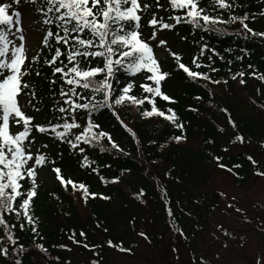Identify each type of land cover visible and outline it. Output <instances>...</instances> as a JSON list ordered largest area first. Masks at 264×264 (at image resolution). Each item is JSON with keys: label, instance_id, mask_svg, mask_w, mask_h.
I'll use <instances>...</instances> for the list:
<instances>
[{"label": "trees", "instance_id": "1", "mask_svg": "<svg viewBox=\"0 0 264 264\" xmlns=\"http://www.w3.org/2000/svg\"><path fill=\"white\" fill-rule=\"evenodd\" d=\"M10 2L0 0V3ZM141 3L151 5L146 12L139 13L142 38L151 45L150 37L157 29L165 32L166 37L174 35L172 44L181 50H171L166 62L159 61L161 70L169 74L161 82V91L170 100L144 92L140 86L135 87L134 95L138 99L149 97L154 100L155 106L166 116L171 115L168 112L171 109L176 119L173 121L155 114L144 116L143 113L152 108V104L145 100L142 105L131 103L122 108L104 107L90 113L84 109L77 110L75 117L78 123L86 126L91 121L99 126L93 132L107 134L99 142H76L74 136L82 128L71 130L66 139H57L50 132L33 131L32 135L38 141L37 152L47 157V162L37 172L44 167L51 172L53 168H59L61 175L75 182L76 187L62 184V188L56 185L51 189H36L29 208L34 224H28L22 214L17 216L15 211L8 213L0 209V218L11 229L8 232L0 225V248L8 249L7 255L0 254V264H16L17 260L20 264L84 262L72 258L74 252L80 257L86 256V264H93V261L96 264H113L109 260V251H121L123 248L126 251L121 252L131 253L136 249L137 243L132 241L134 233L150 239L149 233L148 236L145 232H138L144 226L154 231L150 236L153 248H167L169 244L164 237L168 233L181 239V232L184 235L195 226L198 228L207 223L219 205L213 193L192 194L210 181L214 170L230 172L238 186L249 181L251 162L255 161L256 173L264 172L257 168L256 161L264 152V79H261L264 77V37L247 33L238 22L218 23L211 28H195L183 21L176 23L173 17H183L184 10L172 9L169 0H159L162 7L156 6V0H141ZM31 4L41 12H47L44 0H36L35 3L22 0L12 10ZM199 4L208 14L223 20L232 15H248L250 19L246 23L249 28L264 32V15H261L264 13V0H234L231 11L219 9L212 0H199ZM153 14L174 27L161 29L149 26L148 20ZM54 15L48 13L47 19ZM49 29L55 31V25H47L44 34ZM49 43L53 49L43 46L36 55V63L32 58L26 61L30 68L23 80L31 85L36 98L33 100L30 95L21 94L26 100L25 113L34 117L35 124L44 126L49 122L62 123L61 114L56 109L68 107L63 105L59 95L61 86L65 89L68 86L59 79L60 74L52 76V69L43 63L59 46L52 38ZM172 53L179 55L180 63L208 79L189 77L179 68ZM194 59L201 65L199 68L193 64ZM37 71L42 74L37 76ZM148 75L151 73L130 76L123 70L116 72L112 79L115 90L112 95H119L122 85L134 77L142 84L151 85L152 81L145 79ZM51 80H56V83L51 84ZM78 91L95 95L96 100L103 99L102 94H92L83 89ZM28 100H32L35 108L27 104ZM240 103H244L253 115L239 112ZM178 136L183 137L179 142L175 139ZM237 136L243 137V141H237ZM108 137L118 148L111 146ZM67 140L78 146L73 148ZM250 145L251 148L248 147ZM237 147L242 148L238 154L233 152ZM21 183L24 191L31 187L30 180ZM81 184L89 193L87 197L79 188ZM141 191L143 195L138 198ZM81 232L85 235L81 236ZM9 234L15 243L8 240ZM108 241L119 247L109 246ZM37 244L45 250L38 248ZM170 247L177 252V246Z\"/></svg>", "mask_w": 264, "mask_h": 264}, {"label": "snow or ice", "instance_id": "2", "mask_svg": "<svg viewBox=\"0 0 264 264\" xmlns=\"http://www.w3.org/2000/svg\"><path fill=\"white\" fill-rule=\"evenodd\" d=\"M22 0H11L10 3H0V209L5 212H16L17 216L23 215L28 224H34L33 217L29 214V208L33 197L36 195V176L37 169L43 167L47 162V157L37 152L34 154L30 146L34 143L35 137L33 131L39 133H52L57 139H66L71 130L81 129L79 134L74 136L76 142L90 143L95 140L99 142L100 138L107 136L103 131L93 132L98 125L89 121L86 126L77 122L75 113L79 109L89 111L112 107V105H122L126 101L135 105H142L145 100L152 104L150 111L143 113L144 116L159 115L169 120H175V113L171 109L168 112L171 115L159 110L155 106L154 100L149 97L138 99L134 95H129L133 88V82H129L120 89V94L113 96L115 91L112 79L116 72L123 70L130 76H135L141 72L151 73L145 79L152 81V84H141L140 87L144 92L151 93L153 96H159L164 100L171 98L164 95L161 91V82L169 75L161 70V65L155 56L153 47L142 38L141 15L146 12L151 5L141 3V0H44L47 5L48 13H54L52 18L43 21L46 25H55L56 30H47L43 37L42 43L50 50L53 45L49 43L52 38L56 45L50 59H44L43 63L52 69V76L59 75L63 84L60 88L59 95L63 100V105L56 110L61 114L62 123L53 124L49 122L47 126L35 124L34 117L28 116L23 110L25 105L19 101L21 94L36 98L35 92L31 91V85L23 80L25 75L29 74V66H26L28 57L25 50L26 36L22 27V12L12 10L14 5H19ZM35 3L36 0H28ZM214 6L219 9L231 11L234 7V0H212ZM172 9L184 10V16L173 17L176 23L186 22L195 28L205 26L212 27L218 23H236L253 36L264 37V32H255L249 28L246 21L250 19L248 15H232L228 20L220 19L219 16H211L208 12L200 7L199 0H169ZM156 6L162 7L159 0H156ZM264 15V13H261ZM203 21V24H201ZM149 26L161 29H171V24L164 23L158 19L155 14L148 20ZM217 30V29H213ZM19 33V35H17ZM14 37V38H10ZM156 38L154 31L150 39ZM166 41L160 40L159 46L166 45ZM178 62L179 68L182 69L189 77H201L208 79L202 73L192 71L189 67L180 63V57L172 53ZM64 57L65 59H61ZM38 57H32V62L36 63ZM193 64L197 68L201 65L196 59ZM42 73L37 71L36 75ZM238 75L243 76L244 73ZM99 77V78H98ZM236 79V76H233ZM264 79V77H261ZM55 84L56 80H51ZM241 83H244L241 80ZM154 85V86H153ZM86 90L92 94H102V100H96L95 95H86L78 91ZM28 90V91H26ZM87 100L86 103L78 101ZM111 101V103H109ZM28 105L35 108L32 100H28ZM16 131H12V127ZM182 127V125H177ZM63 131H58V129ZM113 148H118L111 138L108 137ZM177 142L183 139L178 136ZM237 141H243V137L237 136ZM73 148L78 146L72 140H67ZM45 147H47L45 145ZM83 152V149H80ZM87 161V157L84 158ZM251 160L252 158L249 157ZM255 163V161H253ZM223 167V165H220ZM238 167V166H237ZM57 174V179L65 187L71 185L76 187L75 182L65 179L61 175L59 168L52 169ZM231 171V169H229ZM257 175L264 176V172H257ZM31 181V187L26 191L22 190L21 181ZM115 182V181H114ZM84 190V196L89 195L83 184L79 185ZM95 195V194H91ZM143 195L141 191L139 196ZM107 199V197H103ZM231 206V205H230ZM22 210V213L21 211ZM241 211L240 209H236ZM171 215V212H169ZM0 225H3L8 232L10 226L7 225L3 218H0ZM23 224L21 227L23 228ZM264 230V229H262ZM35 232L36 228L33 227ZM183 235V233H180ZM227 235V233H225ZM81 236L85 234L80 233ZM143 235V234H141ZM8 240L15 243L12 235L7 236ZM72 237H70L71 239ZM80 243L79 241H74ZM109 246L119 247L108 241ZM41 250L43 246L37 244ZM61 247H64L63 245ZM84 247H88L84 244ZM121 251L126 249L120 248ZM8 249L0 248V254L7 255ZM16 264H20L17 260ZM93 264H96L93 261ZM257 264H264V261L258 259Z\"/></svg>", "mask_w": 264, "mask_h": 264}, {"label": "rangeland", "instance_id": "3", "mask_svg": "<svg viewBox=\"0 0 264 264\" xmlns=\"http://www.w3.org/2000/svg\"><path fill=\"white\" fill-rule=\"evenodd\" d=\"M17 10L22 12V27L26 36L25 50L30 59L36 56L44 46L42 41L47 25L43 21L47 19V16L44 15L45 12H41L32 4ZM155 32L156 38L150 43L156 58L166 62L171 50L180 51L181 49L178 45L172 44L174 35L166 37L165 32L157 29ZM160 40L166 41V45L159 46ZM238 91L241 95L240 89ZM18 99L25 104V97L20 96ZM238 106L239 112L247 116L253 115L244 103ZM23 110L26 111L25 108ZM262 122L264 125V119ZM15 128L13 126L12 130ZM37 144L38 141L35 139L30 146L33 153L39 151ZM251 146L248 147L251 148ZM241 151L242 148L233 149L236 154ZM253 154L256 156L255 153ZM262 154V157L256 161H258L257 168L264 170L263 151ZM255 168L256 166L251 162L250 179L242 186L234 183L230 172L214 170L210 181L192 194L213 193L217 196L219 205L207 223L189 230L192 233L185 232L180 236L181 239L168 233L164 239L169 246L157 249L156 246L152 247L150 241L154 231L147 226L140 227L138 232L142 231L147 235L149 233L150 239H146L137 232L134 233L132 241L137 243L136 249L131 253L109 251V260L113 264H168L170 261L173 264H257L258 259L264 261V230H262L264 229V176L257 175ZM36 185L37 189L44 190L51 189L59 183L53 172L44 167L37 172ZM157 238L159 240V237ZM170 245L177 246V252H173ZM72 256L77 260H84L81 264L87 263L86 256L80 257L77 252H74Z\"/></svg>", "mask_w": 264, "mask_h": 264}]
</instances>
